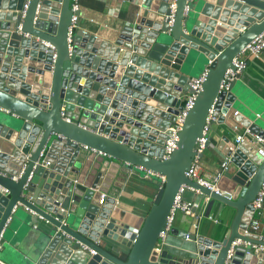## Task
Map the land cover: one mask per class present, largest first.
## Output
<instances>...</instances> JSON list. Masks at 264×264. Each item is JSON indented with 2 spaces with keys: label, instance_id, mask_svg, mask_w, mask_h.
I'll return each mask as SVG.
<instances>
[{
  "label": "water",
  "instance_id": "95a60500",
  "mask_svg": "<svg viewBox=\"0 0 264 264\" xmlns=\"http://www.w3.org/2000/svg\"><path fill=\"white\" fill-rule=\"evenodd\" d=\"M169 1L140 0L136 20L108 38L77 22L68 40L70 0H0V264H225L234 238L264 244L246 231L264 180V155L252 142L230 140L235 169L217 181L220 192L185 174L209 108L233 105L232 87L244 69L229 91L220 83L233 58L264 31V0H203L198 8V0H176L172 23ZM218 16L224 24L214 27ZM204 68L202 88L164 158L182 95L192 92L188 80ZM237 119L264 133L255 120ZM82 150L89 151L84 159ZM146 169L165 176L147 213L118 207L126 177ZM183 184L235 209L222 239L191 234L188 256L170 251L168 239L157 248ZM35 223L44 240L28 249L20 235ZM100 237L129 248L127 257ZM250 250L238 245L228 264H264V253Z\"/></svg>",
  "mask_w": 264,
  "mask_h": 264
},
{
  "label": "crops",
  "instance_id": "0c3cea01",
  "mask_svg": "<svg viewBox=\"0 0 264 264\" xmlns=\"http://www.w3.org/2000/svg\"><path fill=\"white\" fill-rule=\"evenodd\" d=\"M198 1H200L199 5L201 6L203 0ZM138 2L140 4V0H79L81 8L78 26L84 30L98 33V36L108 38L113 32L115 34L118 32L117 27L119 28L125 23H133L136 20L139 8ZM238 2L242 3V1ZM233 11L232 8H229V12ZM242 14H247V11ZM219 19V16L214 19V27L224 24ZM234 20L236 23V19ZM235 23L234 25L225 24V26L232 27L235 26ZM243 28L244 26L241 25L238 29L242 30ZM201 71L194 70L192 76H197ZM232 90L235 94V99L230 108L238 109L241 115L250 118L252 121L255 120L260 125V128L264 129V48L257 55L247 56L246 67L236 80ZM184 97L185 94L182 95L183 99ZM236 120L234 117L228 116L225 120L212 122L208 126L207 136L209 143L201 155V173H211L219 167L223 156L222 149L226 147V142L228 143L226 137L228 140H235L236 130L233 127L236 124ZM242 125V123L239 124L240 127ZM88 152L87 150H82L81 159H84ZM234 169L235 166L230 163L226 174H231ZM144 179H146L147 183L143 182ZM156 180V177L145 178L138 173L130 174L119 188L115 197V204L126 211L138 215L146 214L147 207H150L153 193L159 186V182ZM108 189L110 188L108 187ZM184 197L195 203L194 213L177 212L173 224L178 231L168 236L167 246L175 255L182 252L185 256H188L189 250L196 243V240L191 239V234H195L197 237L203 235L213 239H222L226 229L230 226L235 209L214 198L205 200L201 193L191 190L184 191ZM195 212L202 213V216L197 219L194 226ZM253 219L259 221V228L252 230V233L255 234L254 236L258 237V234H264V205L259 211L253 213ZM23 224L21 225L23 226ZM182 231L190 232L189 239L183 237ZM43 236L44 232L39 229L38 224H31L30 227L26 226V229L20 235L21 244L23 247L30 249L44 240ZM99 241L105 247L113 249L115 254H123L124 246H119L103 237H100ZM9 251L8 255H11L13 251L10 248Z\"/></svg>",
  "mask_w": 264,
  "mask_h": 264
},
{
  "label": "built area",
  "instance_id": "2783aa9c",
  "mask_svg": "<svg viewBox=\"0 0 264 264\" xmlns=\"http://www.w3.org/2000/svg\"><path fill=\"white\" fill-rule=\"evenodd\" d=\"M27 6V1L24 3L20 13L21 16L24 15L25 10ZM169 9L170 13L167 15L169 18V23H172L175 10H176V0H170L169 1ZM70 7L72 10L71 18H70V24L68 26V40H70L71 34L73 32V29L75 25L77 24L79 20V13L76 11L80 10L81 5L79 3V0H70ZM188 11V5H185L184 8V13ZM57 22V21H55ZM21 27V23L19 24V28ZM51 48H53V53H52V59L55 57V52H54V46L50 43H47ZM264 48V31L259 33L256 37H254L251 41H249L243 49L238 53L233 58V64L235 65L234 68H227L223 74V78L220 83V90L227 92L230 90L231 83L233 80L237 78V74L240 73L243 69H245L246 64H247V56L248 55H257L259 54L262 49ZM207 73V68H204L197 76H191L188 80V84L190 88L192 89V92H186L184 99L182 100V108L179 110L178 114L175 117V120L170 124L169 130L170 132L168 133V137L166 138L165 141V146L163 150L162 157H168L170 153L173 151L174 147L176 146V142L178 141V132L181 128V124L183 122L184 116L189 108H191L194 104L196 93L202 88V82L205 78V75ZM229 106L226 110H217L214 105H212L207 113L206 116V124L203 129V133L201 136H198L196 138L195 142V154L191 160V163L189 167L185 170V174L192 178L195 179L197 182L200 184H203L207 186L208 188L215 190L216 192H220V189L216 186L217 181L225 174V172L229 169V165L232 160V155L234 152L235 147L230 145V140L227 139L228 143L226 142V146L228 147L227 151L223 150V156L220 162V165L217 169L214 170V172L211 173H201V154L203 150L206 148L208 145V136H207V129L209 126V123L211 120H217L219 116H222V120H225L228 116L234 117L237 119V116L240 115L238 109L230 108ZM239 122V123H238ZM240 120H236V124L234 125V129L236 130L235 134V142L238 144L242 141H247V142H252L254 145L256 151L264 155V133L260 132H255L250 129L248 125H242L241 127L239 126ZM84 147H87L84 145ZM229 151V152H228ZM46 162L45 164H47ZM157 177L160 179L159 181V186H162L164 184L165 176L161 173L155 172L150 169H146L144 173L145 178H150V177ZM186 190H191L196 193H200L199 190L193 188L190 185L183 184L179 187L178 192L176 193L172 207L169 211V213L166 216V223L164 226V229L159 232L158 240H157V248H159V245L163 244L166 242V239L169 236V233L171 229L174 227V220L177 212L182 211L185 214H192L194 213V206L195 203L184 197V191ZM104 192L101 193V196H104ZM205 200H208L210 198L209 195L204 196ZM252 205L255 211H259L263 205H264V180L261 183V186L259 190L257 191L254 199L252 200ZM202 213L200 212H195L194 215V223L193 225L195 226L197 219L201 218ZM259 228V221L256 219L252 218L250 219L248 228L246 231L252 232V230H257ZM190 232L185 231L183 234V237L185 239H189ZM258 238L264 240V234H258ZM243 244H250L251 245V250L246 251V252H252V253H264V244L263 243H256V242H249L246 241L240 237H236L231 241V244L229 248L227 249V254H226V259H225V264H228V262L231 260L233 257L234 251L238 245H243ZM1 246V242H0ZM91 253H95L96 250L94 249H89Z\"/></svg>",
  "mask_w": 264,
  "mask_h": 264
},
{
  "label": "trees",
  "instance_id": "16d2710c",
  "mask_svg": "<svg viewBox=\"0 0 264 264\" xmlns=\"http://www.w3.org/2000/svg\"><path fill=\"white\" fill-rule=\"evenodd\" d=\"M149 207H147V211H148ZM146 211V213H147ZM108 250H111L110 248L107 247ZM128 251H129V248L125 247L124 250H123V254H120L119 256L123 259H125L127 257V254H128Z\"/></svg>",
  "mask_w": 264,
  "mask_h": 264
},
{
  "label": "rangeland",
  "instance_id": "374dc122",
  "mask_svg": "<svg viewBox=\"0 0 264 264\" xmlns=\"http://www.w3.org/2000/svg\"><path fill=\"white\" fill-rule=\"evenodd\" d=\"M199 4H200V1H198L197 4H196L197 8L200 7ZM143 182L147 183V182H146V179H144ZM143 185H144V183H143Z\"/></svg>",
  "mask_w": 264,
  "mask_h": 264
}]
</instances>
